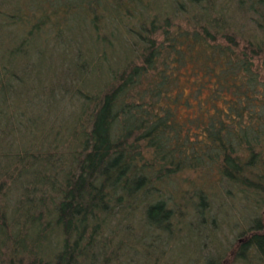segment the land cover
I'll use <instances>...</instances> for the list:
<instances>
[{
    "label": "trees",
    "instance_id": "1",
    "mask_svg": "<svg viewBox=\"0 0 264 264\" xmlns=\"http://www.w3.org/2000/svg\"><path fill=\"white\" fill-rule=\"evenodd\" d=\"M0 96V264H128L180 175L264 204V0H0ZM263 263V216L207 262Z\"/></svg>",
    "mask_w": 264,
    "mask_h": 264
},
{
    "label": "rangeland",
    "instance_id": "2",
    "mask_svg": "<svg viewBox=\"0 0 264 264\" xmlns=\"http://www.w3.org/2000/svg\"><path fill=\"white\" fill-rule=\"evenodd\" d=\"M16 92L13 98L17 97L19 100L20 87L16 88ZM3 105L0 96V107ZM37 107L39 116L34 118L37 120V136L46 131L52 123L64 124L74 115L66 105L60 103ZM185 177L202 188L206 198L212 196L211 204L207 203V199L200 204L196 196L185 194L187 200L184 205L183 200L179 201L175 197V202L180 204L177 208L180 214L175 215L177 224L171 226L173 233L167 236L160 230L152 233L144 227L135 228L139 239L130 242V248L135 250L136 256L132 258L133 261L128 260V264H207L212 259L222 257L250 228L253 221L264 217V204L242 200V195L234 190L224 194L215 177L201 180L194 174L180 175L175 179V185ZM198 210L201 211L199 214Z\"/></svg>",
    "mask_w": 264,
    "mask_h": 264
}]
</instances>
